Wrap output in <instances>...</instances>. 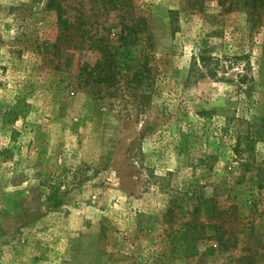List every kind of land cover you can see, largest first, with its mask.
Segmentation results:
<instances>
[{
	"label": "rangeland",
	"instance_id": "1",
	"mask_svg": "<svg viewBox=\"0 0 264 264\" xmlns=\"http://www.w3.org/2000/svg\"><path fill=\"white\" fill-rule=\"evenodd\" d=\"M48 1L0 0V264H264V7L65 0L91 36L147 24L99 97Z\"/></svg>",
	"mask_w": 264,
	"mask_h": 264
},
{
	"label": "trees",
	"instance_id": "2",
	"mask_svg": "<svg viewBox=\"0 0 264 264\" xmlns=\"http://www.w3.org/2000/svg\"><path fill=\"white\" fill-rule=\"evenodd\" d=\"M65 0H49L47 3V9L54 12L57 18V25L59 29V35L56 43L53 45V50L57 57H62L66 51H69L72 46L82 47L86 42H88V49L97 51L100 55L99 60L96 62L95 66L91 69L86 79V83L91 89H94L93 94L100 97V93L103 88L105 91H112L124 78L122 75L124 65H121L115 60V54L113 49L115 46L122 42L127 43L130 37L133 35H146L148 33L147 24L144 20H139L136 23H132L125 27V36L119 37L117 40L111 39V37H97L91 36L89 34L90 23L86 22L83 17L79 20V23H71L70 19L67 17V11L63 6ZM249 8L256 12L259 7H264V0H251L249 3ZM88 24V25H87ZM75 43V45H73ZM54 54V55H55ZM59 64V63H58ZM103 85V88L101 87ZM190 202V200H189ZM211 208L213 211V217L219 218L221 222L215 227L216 236L220 234V230L226 224L230 222L231 218L237 216V207L232 205L227 209H220L217 207L214 199H211ZM188 205V203H186ZM201 210V203L194 207V214ZM170 214H173V210H170ZM198 238L203 240L205 238L204 230L198 233Z\"/></svg>",
	"mask_w": 264,
	"mask_h": 264
}]
</instances>
